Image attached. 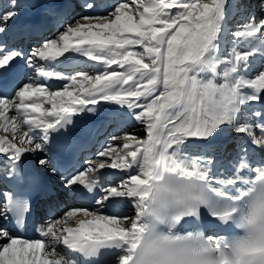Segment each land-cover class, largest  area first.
Here are the masks:
<instances>
[{
  "label": "snow or ice",
  "instance_id": "obj_1",
  "mask_svg": "<svg viewBox=\"0 0 264 264\" xmlns=\"http://www.w3.org/2000/svg\"><path fill=\"white\" fill-rule=\"evenodd\" d=\"M79 6L84 11L74 16L76 3L57 0L42 9L50 22L28 24L18 22L21 13L41 5L0 6V264H264V16L257 5ZM258 7L264 13V0ZM235 18L242 23L233 26ZM53 27L31 49L9 46ZM240 41L246 50H238ZM76 58L84 69L55 70ZM53 80L64 83L52 90ZM84 116L90 119H75ZM132 120L144 139L112 134L96 159L78 166L86 143L72 134L78 126L91 140ZM103 169L126 178L106 182ZM37 191L48 208L62 195L91 206L67 208L36 227L37 238H23ZM127 207L133 215L121 212ZM162 224V252L140 247Z\"/></svg>",
  "mask_w": 264,
  "mask_h": 264
},
{
  "label": "bare ground",
  "instance_id": "obj_2",
  "mask_svg": "<svg viewBox=\"0 0 264 264\" xmlns=\"http://www.w3.org/2000/svg\"><path fill=\"white\" fill-rule=\"evenodd\" d=\"M6 2L7 0H0V6H2L3 4H1L2 2ZM79 1H81L82 2V0H79ZM115 1H117V0H107V2L109 3V4H111V3H114ZM26 2H29V0H26ZM57 2V0H37V4L38 5H41V7H38V8H36V9H34V10H32V14L31 15H29L27 12L25 13V12H22L21 13V16H20V18H19V23H21V24H28V23H32V15L34 14V13H38V14H40L41 15V13H42V9H43V6L44 5H46V4H53V3H56ZM73 2V1H72ZM258 3H260V2H258ZM76 9V8H75ZM75 13V10H74V12H73V14ZM42 16V15H41ZM41 20H44V21H46V22H50V20H51V18L50 17H44V16H42V19ZM52 32V29H51V31H48V32H45L44 33V35L43 36H33L32 38H31V42H27L26 43V45H27V47H26V49H28V46H30V44H32L33 42H36V41H38V40H40L42 37H44V36H46V35H48V34H50ZM16 43V42H15ZM15 43H13L10 39H9V46L10 47H13L14 46V44ZM71 54H66V56H70ZM60 60H64V58L63 57H61V58H59ZM89 63H91V62H89ZM55 66V69H57V71H61V72H63V73H65V74H68L70 71H72V70H78V68L79 69H84V67H85V65H84V58H76L75 59V61H74V63H64L63 65H59V64H56V65H54ZM77 66H78V68H77ZM57 83H64L63 81H59V80H53V81H50V82H48V86H52L53 84H57ZM58 85V84H57ZM62 85V84H61ZM45 107H50V105H45ZM76 119H77V121H81V122H84V121H87V120H89L90 118L89 117H87V116H84L83 118H81V117H76ZM130 123H128L125 127H123V128H121L119 131H124V130H128V129H134L133 127L135 126V124L137 123V122H135L134 120H132V121H129ZM134 122V123H133ZM78 128H79V126H78ZM109 126L106 128V129H103V130H101L100 132H98L96 135H95V137L94 138H92L91 140H89V137L87 136V135H84V134H80V137L84 140V141H86V143H85V146L83 147V148H85V147H88L90 144H92L94 141L96 142L94 145L95 146H97L99 143H100V141H101V139L103 138V137H105L106 135H107V133L108 132H110V130H109ZM113 129L111 128V131H112ZM120 132V133H121ZM111 134V133H110ZM109 135V134H108ZM101 137V138H100ZM221 143L223 142V141H220ZM230 146V145H229ZM83 148L81 149V150H79L78 152H77V154H76V157H77V164H78V166H82L83 165V163H84V161L85 160H87V158L85 159V157H83L84 155H88L89 153H91V152H93L94 151V149H92V150H89V151H87V152H84V150H83ZM95 148V147H94ZM95 151H96V149H95ZM216 155H217V157L218 158H222V159H224L225 161H227V160H229V159H231V157L228 155V153L226 152V153H223V154H221L220 152H219V150L217 151V153H216ZM234 155V154H233ZM81 158H83V160H81ZM100 172L102 173V175L104 176V177H106V179H108L111 175H119V174H121V173H123V174H126L125 172H122V171H120V170H111V169H103V170H100ZM52 179L54 180L55 179V177H52ZM80 203H83V204H87V206H91L89 203H87V202H79V201H76V200H64V201H61V203H59V204H57L56 205V208H57V211H54L53 213H50V214H48V216L51 218V219H53V218H56V217H58L59 218V216L61 215V213H62V211L63 210H65V209H67V208H70L73 204H77L78 206H80V205H82V204H80ZM76 205V206H77ZM129 207H127V208H124V209H121V212L122 213H129ZM107 211V210H106ZM131 211V210H130ZM131 213V212H130ZM134 214V213H133ZM133 214H131V215H133ZM49 218V219H50ZM40 223H42V221L41 220H39V219H34L33 221H32V225H29L28 227L30 228V230H29V232L27 233V236L25 237V238H37V233H36V231H35V228L36 227H38L39 225L41 226V224ZM208 232H212V233H216L215 232V230L213 229V228H211V229H208ZM58 250L60 251V252H63V253H65L66 255H68V256H71L72 254L70 253V252H68L66 249H64L63 247H60V248H58Z\"/></svg>",
  "mask_w": 264,
  "mask_h": 264
},
{
  "label": "rangeland",
  "instance_id": "obj_3",
  "mask_svg": "<svg viewBox=\"0 0 264 264\" xmlns=\"http://www.w3.org/2000/svg\"><path fill=\"white\" fill-rule=\"evenodd\" d=\"M73 1V3H76L77 4V7H76V9H75V13L73 14L74 16L75 15H78V14H81L84 10L79 6V4L81 3V1H79V0H72ZM118 2H122V0H117V1H115L114 3H118ZM250 2L252 3V4H255V5H257V7H256V9H255V14L257 15V17H261V16H264V13H261V11H260V9H259V7H258V5L261 3V0H250ZM258 2H260V3H258ZM7 3V1L6 2H2L1 4H6ZM29 3H35V4H37V0H29ZM26 13V12H25ZM69 19H71V18H69ZM238 23H242V21L239 19V18H235L234 20H233V22H232V24H233V26H235L236 24H238ZM55 32H56V29L53 27L52 28V32L50 33V34H48V35H46V36H44V37H42L40 40H38V41H36V42H33L32 44H30V46H28V49H31L32 47H34L37 43H39L41 40H43V39H45L46 37H51V36H53L54 34H55ZM245 43L246 42H244V41H240L239 43H238V45H237V47H238V50H246L245 49ZM13 47H24L25 49H26V47H27V45H26V42L24 41V40H20V41H18V42H16L15 44H14V46ZM255 59V62L257 63V64H259V63H261V61H260V59L259 58H254ZM54 68H55V66H54ZM55 70H57V69H55ZM75 70H72V71H70L68 74H71V73H73ZM58 84V85H57ZM57 84H53L52 86H51V88H52V90H58L62 85L61 84H63V83H57ZM46 106H47V104H46ZM130 123V122H129ZM134 123V122H133ZM110 128H109V130H110V132H108L107 133V135L105 136V137H103L102 139H101V141H100V143L97 145V146H95V148H93L94 149V151L93 152H91V153H89L88 155H86V157H85V159L87 158V160L88 159H96V156H95V154L97 153V151L98 150H100V149H102V147L103 146H105V144H106V141H107V139L110 137V135H112V134H120V132L121 131H119V132H116V133H114V126H112V125H110L109 126ZM111 128L113 129L112 131H111ZM134 129L132 130V129H126V130H124V131H122L121 133H128V134H131V135H133V136H136L137 138H139V139H144L145 137H146V133L143 131V126L142 125H140L138 122L135 124V126L133 127ZM111 133V134H110ZM109 134V135H108ZM101 138V137H100ZM117 147L118 148H120V147H122V142H118V144H117ZM234 146L233 145H230L229 146V150H231L232 148H233ZM95 149H96V151H95ZM233 154H235V153H233ZM101 160H106V159H108V158H106V157H101L100 158ZM83 160V159H82ZM110 162V161H109ZM121 177H124V178H126V174H123V173H121V174H119V175H111L108 179H106V182H119V179L121 178ZM66 198H64L63 197V195H62V198H61V201H64ZM67 200V199H66ZM77 204H73L72 206H76ZM71 206V207H72ZM76 207H89V206H87V205H80V206H76ZM130 209H129V213H127L128 215H131V214H133L134 213V210L131 208V207H129ZM131 210V211H130ZM131 212V213H130ZM60 217V216H59ZM50 218V217H49ZM56 218H58V217H56ZM48 219V218H47ZM44 219L43 221H42V223H40L41 225H44V224H46V222L48 221V220H50V219ZM40 226V225H39ZM59 251V250H58Z\"/></svg>",
  "mask_w": 264,
  "mask_h": 264
},
{
  "label": "clouds",
  "instance_id": "obj_4",
  "mask_svg": "<svg viewBox=\"0 0 264 264\" xmlns=\"http://www.w3.org/2000/svg\"><path fill=\"white\" fill-rule=\"evenodd\" d=\"M167 233V225H159L155 233L148 231L140 239V247L145 245H153L158 252H162V236ZM154 264H164L163 260H155Z\"/></svg>",
  "mask_w": 264,
  "mask_h": 264
},
{
  "label": "water",
  "instance_id": "obj_5",
  "mask_svg": "<svg viewBox=\"0 0 264 264\" xmlns=\"http://www.w3.org/2000/svg\"><path fill=\"white\" fill-rule=\"evenodd\" d=\"M34 18L37 19L38 18V15H34Z\"/></svg>",
  "mask_w": 264,
  "mask_h": 264
}]
</instances>
